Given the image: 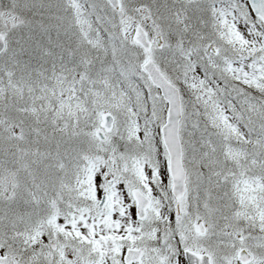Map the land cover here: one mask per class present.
<instances>
[{
    "label": "snow or ice",
    "instance_id": "6c2138e0",
    "mask_svg": "<svg viewBox=\"0 0 264 264\" xmlns=\"http://www.w3.org/2000/svg\"><path fill=\"white\" fill-rule=\"evenodd\" d=\"M0 264H264V0H0Z\"/></svg>",
    "mask_w": 264,
    "mask_h": 264
}]
</instances>
